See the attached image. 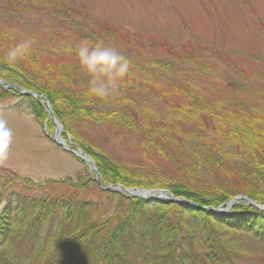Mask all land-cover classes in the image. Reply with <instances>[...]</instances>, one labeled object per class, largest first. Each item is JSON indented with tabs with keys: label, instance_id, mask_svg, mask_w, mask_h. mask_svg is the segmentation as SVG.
Wrapping results in <instances>:
<instances>
[{
	"label": "rangeland",
	"instance_id": "374dc122",
	"mask_svg": "<svg viewBox=\"0 0 264 264\" xmlns=\"http://www.w3.org/2000/svg\"><path fill=\"white\" fill-rule=\"evenodd\" d=\"M87 38L115 48L130 60L131 67L117 92L101 106L103 112H114L112 122L71 124L84 144L128 166L134 177L147 180L157 172L180 182L179 172L169 164L163 166L162 160L168 156L175 162H198L201 153L193 151L197 146L221 151L220 156L238 171L254 165V156L239 151L238 142L230 144L234 147L230 151L216 145L229 141L224 131L229 122L240 124L247 119L250 125L252 116L264 118V0H0V56L7 60L9 49L30 39V55L9 63L31 72L39 86L66 89L71 85L73 90L74 84L77 91L88 89L89 77L74 51ZM5 92L0 88V97ZM28 99L15 93L0 100V117L13 132L8 160L0 165L4 177L0 195L4 194L5 202L0 214L19 196L41 198L40 187L49 181L82 175L97 184L86 163L51 139L56 133L66 136L64 127L53 124L48 137V121L37 122ZM195 107L207 122L199 115L196 121L178 117L181 109ZM141 114L176 125L180 142L177 136L168 142L175 141L180 151L149 154L138 132L143 124L126 128L121 123L135 121ZM215 124L220 130L212 131L216 140L204 143L198 130L208 125L213 130ZM207 167L196 166L201 180L209 172ZM16 178L20 180L8 183ZM23 179H31L36 186ZM49 190L56 197L71 193L52 186ZM78 196L96 199L99 193L92 185V190ZM229 239L239 264H264V246L251 236Z\"/></svg>",
	"mask_w": 264,
	"mask_h": 264
},
{
	"label": "trees",
	"instance_id": "16d2710c",
	"mask_svg": "<svg viewBox=\"0 0 264 264\" xmlns=\"http://www.w3.org/2000/svg\"><path fill=\"white\" fill-rule=\"evenodd\" d=\"M0 78L48 97L57 119L66 131L64 139L70 136L72 142L94 160L104 187L123 185L128 189L170 190L176 197H184L210 209L219 208L241 195L264 205L262 117L252 116L250 125L246 123L247 119L240 124L229 122V126L224 125V131L229 133L231 140L216 145L219 149L230 151L234 148L230 144L238 142L239 151L254 156L252 167L238 171L229 166L224 156H220L221 151L210 152L204 149L205 146H197L193 151L201 153L198 162L191 159L175 162L168 156L162 160L163 166L169 164L179 172L180 182H173L157 172L151 173L155 178L147 180L134 177L128 166L118 164L84 144L71 128V124L82 120L94 124L112 122L115 119L114 112H103L101 109L109 100L101 101L90 96L88 89L77 91L74 84L73 90L70 89L71 85L66 89H59L53 84L39 86L31 72L10 64L2 56ZM11 95L7 91L0 100ZM28 100L37 122L44 125L48 121L47 127L52 133L54 125L49 121L44 107L33 98ZM201 112L198 107L183 108L178 117L196 121L199 115V119L207 122ZM143 116L137 115L135 121L126 119L121 123L126 128L143 124L141 131L135 130L143 135L144 147L149 154L169 149L180 151L176 125ZM211 129L208 125V128L201 127L198 130L204 143L216 140L213 132L220 130L216 124ZM176 136L179 139L177 143L168 142ZM203 164L208 165L209 172L201 180L197 168ZM3 180L4 177L0 176V182ZM23 181L32 187L36 186L31 179ZM92 185L98 190V198L78 196L79 193L92 190ZM51 186L67 189L71 193L53 196L49 190ZM40 188L44 190L41 198L19 196L0 214V264H42V260L46 264H239V257L229 249L230 244H234L229 237L249 235L264 246V211L244 205H236L229 217L225 218L208 210L183 209L176 204H150L104 191L92 183L88 176L82 175L77 179L47 182ZM3 199L4 194L0 202ZM37 244L39 246L34 251Z\"/></svg>",
	"mask_w": 264,
	"mask_h": 264
},
{
	"label": "clouds",
	"instance_id": "9594fccd",
	"mask_svg": "<svg viewBox=\"0 0 264 264\" xmlns=\"http://www.w3.org/2000/svg\"><path fill=\"white\" fill-rule=\"evenodd\" d=\"M31 40H24L9 49L6 58L15 63L31 53ZM72 52V48L66 49ZM76 58L81 69L89 77L88 94L101 101H108L128 76L131 67L130 60L115 48L103 42L81 40L75 48ZM13 142V132L8 121L0 117V165L8 160L9 148Z\"/></svg>",
	"mask_w": 264,
	"mask_h": 264
},
{
	"label": "water",
	"instance_id": "95a60500",
	"mask_svg": "<svg viewBox=\"0 0 264 264\" xmlns=\"http://www.w3.org/2000/svg\"><path fill=\"white\" fill-rule=\"evenodd\" d=\"M0 85L4 88H7V89H12V86L1 81L0 80ZM21 95H26L27 97H33V98H37L38 96H41L44 101H45V104H46V107H47V112L49 113V116L52 120V122L59 127V123L49 105V102H48V99L46 96L44 95H40V94H36V93H33V92H30V91H26L24 93H21ZM61 146L65 147L64 145L60 144ZM65 149L67 151H69L70 153H72L74 156L80 158L74 151H72L70 148H67L65 147ZM88 161H86L84 158H80L84 163H86L90 169L95 173V175L97 176V179H96V182L101 185V182L99 180V173H98V170L96 168V165L94 163V161L89 158L88 156H86ZM117 189H120L122 190L123 192L125 193H128V195L131 197V198H139V199H143V200H146L147 202L149 203H153V202H160V203H163V204H177L179 205L180 207L184 208V209H193V210H207V208H203V207H200L192 202H190L189 200L187 199H178V198H175L173 195H172V198L171 199H163L162 197H151V198H148L147 196H144L143 194H134L133 192H131L130 190L126 189L124 186L122 185H116V186H111V187H108V188H105L104 190H107V191H115V192H118ZM143 193H145V191H142ZM147 193V192H146ZM168 194H170V192H166ZM234 201H245L247 202L250 206L252 207H255L257 209H261L259 206H257V204L255 202H253L252 200H250L248 197H239V198H236ZM226 206L229 207V209H231L234 204H232V202H229ZM224 207L225 206H222L219 210H222L224 211ZM211 211H214V210H211Z\"/></svg>",
	"mask_w": 264,
	"mask_h": 264
},
{
	"label": "bare ground",
	"instance_id": "6f19581e",
	"mask_svg": "<svg viewBox=\"0 0 264 264\" xmlns=\"http://www.w3.org/2000/svg\"><path fill=\"white\" fill-rule=\"evenodd\" d=\"M77 152V154L80 156V157H82V158H84L86 161H88V159H86L85 158V156H84V154H82L81 152H78V151H76ZM140 194H143L144 196H148V197H151L153 194H150V195H148L147 193H140ZM155 194V193H154ZM161 196L163 199H169V198H171V196H168L167 195V193H157L156 195H154V196Z\"/></svg>",
	"mask_w": 264,
	"mask_h": 264
}]
</instances>
